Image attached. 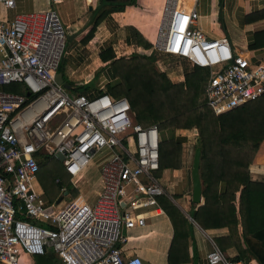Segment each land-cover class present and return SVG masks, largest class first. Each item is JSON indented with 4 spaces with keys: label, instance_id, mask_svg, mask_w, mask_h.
<instances>
[{
    "label": "built area",
    "instance_id": "2783aa9c",
    "mask_svg": "<svg viewBox=\"0 0 264 264\" xmlns=\"http://www.w3.org/2000/svg\"><path fill=\"white\" fill-rule=\"evenodd\" d=\"M20 1L0 0V6L11 10ZM40 1L47 7L0 19V264L47 249L58 264H144L124 245L129 229L162 212L156 196L164 194L163 185L153 174L160 131L133 122L123 95L87 96L56 81L65 28L49 4L62 0ZM249 1L264 6V0ZM197 17L192 4L162 0L145 52L155 67L167 76L184 74L178 66L166 69L171 59L206 70L201 96L213 114L264 96V63H252L224 37L207 38L194 25ZM11 84L12 91L3 89ZM95 154L102 160L92 200L80 193L61 204L42 197L40 156L59 160L68 185L77 189ZM65 189L58 192L66 195ZM204 258L206 264H244L214 244Z\"/></svg>",
    "mask_w": 264,
    "mask_h": 264
},
{
    "label": "trees",
    "instance_id": "16d2710c",
    "mask_svg": "<svg viewBox=\"0 0 264 264\" xmlns=\"http://www.w3.org/2000/svg\"><path fill=\"white\" fill-rule=\"evenodd\" d=\"M132 4L133 0L119 1L107 12ZM89 37L90 34H86L81 42ZM138 44L148 47L144 42ZM98 57L107 62L111 77L119 82L113 86L106 84L103 90L97 91L112 96L123 95L133 122L141 126L153 124L159 131L169 128L195 130L201 204L191 212V218L201 229L223 227L227 230L225 236L215 237L213 242L222 251L233 248L236 254L231 260L242 261L247 254L257 264H264V249L261 248L264 246V182L248 177V166L263 153L255 154L264 139V96L213 114L200 100L207 74L204 69L195 67L185 72L181 80L172 81L154 69L152 57L146 54L115 57L107 47ZM88 86L78 87L76 91L84 92ZM180 139L160 140L155 177L162 169L180 167ZM48 158L40 156L36 179L45 199L50 201L60 186L66 189L68 186L71 191L73 188L68 185L61 166V173L58 171L57 176L46 178L54 187L52 193L47 191L43 176H48L45 170ZM55 178L59 183L54 181ZM165 195L156 196V201L173 227L167 260L169 264L185 262V219ZM248 236L258 241L257 246L248 243Z\"/></svg>",
    "mask_w": 264,
    "mask_h": 264
},
{
    "label": "crops",
    "instance_id": "0c3cea01",
    "mask_svg": "<svg viewBox=\"0 0 264 264\" xmlns=\"http://www.w3.org/2000/svg\"><path fill=\"white\" fill-rule=\"evenodd\" d=\"M119 1L125 0H62L49 4V7L56 10L65 28L63 50L66 42L69 43L65 49L68 60L62 70V78L65 81L61 80L62 83L68 84L69 88L71 87L69 81L82 82L83 84L79 87H83L90 85V81L94 80V85L88 86L84 92H81L92 96L100 87L106 84L113 86L119 82L117 78L111 77L107 62L101 61L98 57V54L107 47L111 49L115 57L130 51L145 54L150 48L159 22L162 0H133L132 5H125L120 10L107 12ZM182 4L187 6L192 4L198 15L194 25L207 38L224 37L233 50L243 52L252 63H264L263 5H255L249 0H195L193 3L191 0H182ZM46 7L40 0H23L15 9L5 10L0 6V19H10L16 13ZM88 33L90 37L82 43L81 39ZM91 42L93 45L88 50ZM142 42L147 43L148 47L143 48L138 44ZM57 73L59 74L58 68ZM73 73L85 78L82 81L73 80ZM172 77L181 80L183 74L176 73ZM170 130L174 128L160 131L161 138H181L180 145L184 146L193 136L192 142L196 144L197 138L193 135L195 132L193 128L175 129L179 131L176 137L172 136L173 132ZM259 152L263 153L258 154L248 166V177L252 181L264 182V139L255 154ZM184 163L181 154L178 169H162L156 176L163 185L165 196L171 203L173 201L172 205L185 219L187 260L181 263L177 261L174 264H206L204 256L211 245H215L213 238L225 236L227 230L223 227L201 229L191 218V212L201 204V198L198 204L190 201L189 168ZM38 186L42 191L39 184ZM87 199H90L89 196ZM137 229H139L138 232L126 233L129 237L124 245L126 253L136 254L144 264H159L162 260L161 264H169L167 252L173 227L163 209L159 215L147 219L145 225ZM247 240L249 244L257 246L258 241L255 238L248 236ZM258 245L261 246L259 243ZM261 248L264 249V246ZM222 252L230 259H233L236 254L233 248H227ZM243 263L257 264L247 254L243 258ZM18 264H58V259L50 249H47L42 256L20 254Z\"/></svg>",
    "mask_w": 264,
    "mask_h": 264
},
{
    "label": "rangeland",
    "instance_id": "374dc122",
    "mask_svg": "<svg viewBox=\"0 0 264 264\" xmlns=\"http://www.w3.org/2000/svg\"><path fill=\"white\" fill-rule=\"evenodd\" d=\"M107 43V42H106ZM109 43V42H108ZM68 45H69V43L68 42H66V46H65V49L68 47ZM92 45H93V42H91L88 46H89V48H88V50L89 49H91V47H92ZM63 50V53H62V56H61V60H60V62H59V64H58V72H59V78L61 79V80H64L65 81V79L64 78H62V70H63V65L67 62V60H68V57H67V53H66V50ZM83 51V50H82ZM127 53V52H126ZM129 53H133V51H130V52H128L127 54H129ZM137 53H140V52H137ZM127 54H125V55H127ZM119 56H121V55H119ZM152 60H153V58H152ZM164 64H165V67H166V69H173V67H180L181 69H182V72L183 73H185V72H190L191 71V69H190V67H188L186 64H184V63H182V62H178V65H177V62H174L173 60H171V59H168V60H166L165 62H164ZM156 65H154V63H153V67H154V69L157 71V72H160L159 70H158V68L157 67H155ZM165 71L166 70H164L162 73L165 75V76H167V74H165ZM72 77L74 78L73 80H79V81H82L84 78L82 77H78V75H76V74H72ZM99 77V76H98ZM168 77V79H170V80H176V79H174L172 76H170V75H168L167 76ZM119 81V80H118ZM69 83L71 84V87L69 88V89H67V91L68 92H73V91H76L77 90V88L81 85V84H83L82 82H77V81H69ZM85 84V83H84ZM95 84V81L94 80H92V81H90V85L92 86V85H94ZM15 88V86H14V84H11V85H7V86H5V87H3V89L4 90H8V91H12L13 89ZM18 90V89H17ZM14 91H16V90H14ZM200 100H202V96L200 95ZM190 130V129H189ZM171 131V130H170ZM171 132H173V134H172V136L173 137H176L175 135H179V131L178 130H172ZM191 132V131H190ZM176 133H178V134H176ZM189 135H190V133H189ZM191 136V135H190ZM191 137H193V136H191ZM189 138V142H188V144L187 145H180V152H179V155L181 156V154H182V156H183V160H184V164L187 166V168H189L190 167V161H191V156H192V151H193V148L195 147V145L196 144H193V142H192V138ZM162 139V138H161ZM174 139V138H173ZM196 143V142H195ZM184 148V149H183ZM179 156V157H180ZM101 160H102V157H101V155H99V154H95L92 158H91V160L89 161V163L87 164V166H86V168H85V170H84V173L82 174V178H81V180L77 183V189L76 188H73L72 189V191H71V189H69V187L67 186V189H66V195H64V194H60V193H58V190H57V194H56V196H55V198H53V199H50V201H52V202H55L56 201V199H57V197H60L61 196V199L59 200V202H58V204H61L62 202H64V201H66V200H68L69 198H72V197H74L73 195H75V194H77V193H81V195H83V197L85 196H89V198L90 199H87V197L85 198L86 200H92L93 199V195H94V191L95 190H97L98 189V187H97V183H98V181H99V176H98V170H97V166H98V164L101 162ZM46 174L48 175V176H43V178H44V183L46 184L45 186H46V189H47V191L50 193H52L53 191H54V187H53V185L50 183V181H47L46 180V178L48 177V178H52V177H54V176H57L58 175V171H60V173H61V165H60V161L59 160H57L56 158H53V157H49L48 159H47V162H46ZM47 178V179H48ZM38 182V181H37ZM39 184V183H38ZM45 194V193H44ZM44 194H42V197L45 199L46 198V196L44 195ZM188 199H189V196H188ZM172 204H173V201H172ZM188 214V213H187ZM139 231V229H137V228H131V229H129L128 231H127V233H135V232H138ZM35 257H37V256H35ZM162 262H163V260H162ZM162 262H160L159 264H161ZM242 262H243V260H242Z\"/></svg>",
    "mask_w": 264,
    "mask_h": 264
},
{
    "label": "water",
    "instance_id": "95a60500",
    "mask_svg": "<svg viewBox=\"0 0 264 264\" xmlns=\"http://www.w3.org/2000/svg\"><path fill=\"white\" fill-rule=\"evenodd\" d=\"M69 38V36H68ZM55 79L57 82H60L59 74L56 73ZM62 85L68 89L69 85L62 83ZM198 157H199V147L195 146L192 151L190 167H189V176H190V201L193 204H198L200 202V182L198 178ZM61 197H57L56 202H59Z\"/></svg>",
    "mask_w": 264,
    "mask_h": 264
}]
</instances>
